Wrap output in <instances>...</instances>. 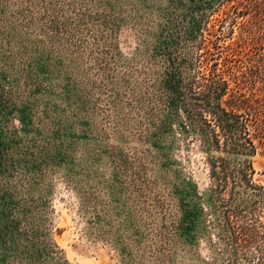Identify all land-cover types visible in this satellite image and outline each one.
<instances>
[{
    "label": "rangeland",
    "instance_id": "obj_1",
    "mask_svg": "<svg viewBox=\"0 0 264 264\" xmlns=\"http://www.w3.org/2000/svg\"><path fill=\"white\" fill-rule=\"evenodd\" d=\"M223 1L0 0V264H232L217 154L177 96V69L185 79L203 52L201 18L213 42L230 24ZM260 4L226 5L245 16L221 45L243 40L240 71L257 81L244 89L264 97L250 73ZM239 159L264 186V149Z\"/></svg>",
    "mask_w": 264,
    "mask_h": 264
},
{
    "label": "trees",
    "instance_id": "obj_2",
    "mask_svg": "<svg viewBox=\"0 0 264 264\" xmlns=\"http://www.w3.org/2000/svg\"><path fill=\"white\" fill-rule=\"evenodd\" d=\"M230 2L223 1L221 7L230 24L226 28L225 21H219L215 42L205 36L210 32L208 16L201 18L207 29L199 28L193 42L203 52L185 79L177 69L181 79L177 96L182 97L189 130L199 133L205 150L217 154L208 161L211 192L215 220L232 264H264V186L255 183L252 162L239 159L255 157L259 148L264 149V97L256 92L248 96L244 89L248 84L255 87L257 81L248 80L240 71L245 60L240 47L243 40L221 45L223 38L233 34L237 19L245 16L243 11L228 9ZM256 8L258 15L264 16V5ZM250 60V73L263 75V79L264 56Z\"/></svg>",
    "mask_w": 264,
    "mask_h": 264
}]
</instances>
